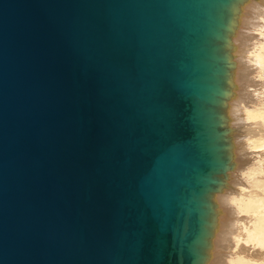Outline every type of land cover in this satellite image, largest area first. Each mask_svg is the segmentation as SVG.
Returning <instances> with one entry per match:
<instances>
[{
  "label": "water",
  "instance_id": "water-1",
  "mask_svg": "<svg viewBox=\"0 0 264 264\" xmlns=\"http://www.w3.org/2000/svg\"><path fill=\"white\" fill-rule=\"evenodd\" d=\"M227 1L0 0V264H194Z\"/></svg>",
  "mask_w": 264,
  "mask_h": 264
},
{
  "label": "bare ground",
  "instance_id": "bare-ground-1",
  "mask_svg": "<svg viewBox=\"0 0 264 264\" xmlns=\"http://www.w3.org/2000/svg\"><path fill=\"white\" fill-rule=\"evenodd\" d=\"M217 33L215 52L206 43L199 57L223 135L207 149L194 264H264V0H228Z\"/></svg>",
  "mask_w": 264,
  "mask_h": 264
}]
</instances>
